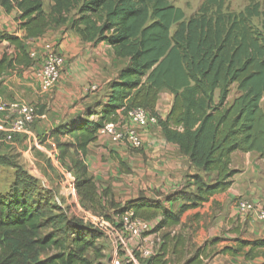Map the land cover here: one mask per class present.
Segmentation results:
<instances>
[{
  "label": "trees",
  "instance_id": "16d2710c",
  "mask_svg": "<svg viewBox=\"0 0 264 264\" xmlns=\"http://www.w3.org/2000/svg\"><path fill=\"white\" fill-rule=\"evenodd\" d=\"M50 2L45 13L41 0H0L6 14L17 12V30L23 32L18 38L0 31V46L7 44L0 53V77L33 66L24 41L42 38L49 28L65 25L82 43H103L116 60L127 61L109 83L103 104L87 107L81 115L55 126L48 136L57 151L56 159L74 176L81 206L94 210L100 193L84 162L87 147L97 140L104 125L119 122L136 108L157 119L165 141L175 145L193 168L213 175L208 184L197 173L189 184L194 190L185 186L160 200L139 196L122 206L111 201L116 217L129 211L138 219L156 220L154 233H162L161 244L140 263L171 264L168 257L181 255L185 244L184 237L173 235L171 229L181 225L185 212L229 189L236 174L230 169L231 155L253 152L264 158V113L260 107L264 94V0L238 14L225 11L226 0H203L188 19L168 0ZM255 18L260 19L259 28L251 24ZM233 84L239 95L226 104ZM162 92L172 96L163 119L156 112ZM43 110L41 105L36 115H42ZM0 164H4L1 159ZM102 191V197L109 199V190ZM172 205H177L175 211ZM104 219L112 222L111 216ZM100 238L97 230L67 217L53 205L50 194L39 192L25 172H18L6 195L0 194V264H103L104 254L97 244ZM216 243L217 239L210 244ZM206 247L198 248L182 264H202ZM218 254L245 261L264 259V238L237 242Z\"/></svg>",
  "mask_w": 264,
  "mask_h": 264
},
{
  "label": "rangeland",
  "instance_id": "374dc122",
  "mask_svg": "<svg viewBox=\"0 0 264 264\" xmlns=\"http://www.w3.org/2000/svg\"><path fill=\"white\" fill-rule=\"evenodd\" d=\"M43 3V10L45 13H48L50 10L51 2L50 0H41ZM170 4H172L174 7L179 8L183 11L185 19L190 18L191 16L195 15L202 4L203 0H168ZM262 0H226L225 2V11L230 12V13H236L238 14L239 12H242L245 7L251 4H256V3H261ZM6 13L3 11V9L0 7V27H4L5 29L13 27V25H7L6 23H11L15 21V17L11 15V19L6 18ZM73 14L70 15V19H72ZM251 24L255 27L259 28L260 25V19H252ZM10 28H9V27ZM17 28V23L16 25ZM65 32L68 31V27L65 25ZM174 31V28L172 29ZM3 32L7 33L6 31L3 30ZM11 35V34H10ZM76 36V35H75ZM78 37V36H77ZM80 40V39H79ZM81 42V40H80ZM78 43V42H75ZM82 43V42H81ZM84 44V43H83ZM101 44V43H100ZM97 45H89L87 44L86 47H84L79 53L73 54V56L70 57V59H65V65H64V74L70 70L69 68L71 66L74 67L72 72L67 73V77L70 79L67 81V84H70L69 86L73 88L76 86L74 89L77 90V93L82 91V88H93L94 91H92L93 94V103L91 106L96 104V108L100 104L104 103V100L106 98L107 94V87L108 84L101 86L99 83H97L96 80V74L100 71L101 72V67H106L110 68V72L116 70V74L119 73V70H121L123 67V63L125 61H119L115 60L114 57L112 56V53L110 49L103 48V49H98ZM105 45V44H104ZM7 47L6 43H3L0 46V53H2ZM10 52V49H8ZM36 54H40L41 49L36 48L34 50ZM63 55V54H62ZM64 58H66L63 55ZM101 59V61H99ZM83 60L89 61V65L82 64L84 63ZM34 63H38V59L34 60ZM98 62H102V66L98 65ZM99 67V68H98ZM89 75V76H88ZM116 77V76H115ZM81 80L79 84H74L73 81L75 80ZM61 80V79H60ZM60 83V82H59ZM101 86V87H100ZM73 89V90H74ZM89 93V92H88ZM238 92L236 90V84H233L229 87V93L226 98V104H230L234 98L238 96ZM218 98V93L216 92L214 95L215 102H217ZM159 102L156 112L159 115H163L164 112L166 111L167 106L172 104V96L167 93V92H162L161 95L159 96ZM45 104V103H44ZM31 105H35L34 103H31ZM160 105V106H159ZM36 106V105H35ZM34 106V107H35ZM41 105L38 104L37 110H39V107ZM44 109L46 105H43ZM260 107L264 113V94L262 96L261 102H260ZM160 109V110H159ZM44 112V110H43ZM36 123V122H35ZM34 128V127H33ZM43 128V127H41ZM150 128V127H147ZM146 128V129H147ZM144 130V129H141ZM138 130L140 140L142 141V138L140 136V131ZM41 133L40 136H36V141L33 142L31 140L29 142V145L26 143V145H22L25 141V139H21V136H16L13 138L11 142H3L2 141V136L0 135V159L3 160L4 164H0V194L1 195H6L12 188L15 180H16V175L18 172H25L27 173L37 184V189L39 192L42 193H49L50 196L52 197V204L60 208V210L63 211L64 214H66L67 217L69 218H76L80 221H82L85 225L92 226L90 224V221H105L107 222L104 217L111 216L115 218V215L111 209V201L114 202L116 205H123L127 201L132 200L134 198H137L139 196L145 197L147 200L154 201V200H160L162 199L165 195L161 193L162 187H160V179H154L148 177L149 180H147L148 185L150 186V183L152 184L153 190H150L149 186L147 184L142 185V177L146 176V167L153 166L155 168L150 169L154 170L156 173H160L156 170L157 168H160V163H147V157L144 155L143 150H139L140 153L135 152L134 155L132 154L131 157L122 162H119L117 165H111L109 168L104 169L105 172H107V181L105 182H98V188H99V193H100V199L98 200V207L97 209H91L88 205L86 207H82V211L77 212L74 210L75 208L72 206L70 203V198H67V193H68V186L69 183L68 181L74 180V176L70 174L65 168L61 166V164L58 162L53 163L50 161L49 155L51 154L50 148L46 145V136L43 135L45 132V129L39 130ZM2 134V132H0ZM104 137V136H102ZM107 138V137H106ZM109 140V138H107ZM110 141V140H109ZM143 142V141H142ZM110 143H113L110 141ZM113 144H118V143H113ZM126 146L125 144H123ZM23 146L26 147L27 151L23 152ZM38 146L42 149V151H39ZM128 146H126L127 148ZM129 149V148H128ZM130 150V149H129ZM134 152V151H132ZM141 153H143L141 155ZM253 153V152H252ZM130 155V153L128 152ZM110 156V158H109ZM107 158L112 161L111 155H107ZM253 159L256 161V165L258 163V160L262 161V166L264 169V158H261L258 154H253ZM69 161V160H68ZM157 161V160H155ZM186 164V162H185ZM188 168V167H187ZM186 168L185 167L182 169V174L183 177L182 179L185 180V183H181L178 188L173 190L172 192L179 191L180 189H183L182 187H186V190L192 191L194 190L193 187H191L189 184H191V178L195 174H200L202 177L203 181L205 183H211L213 180V175H204L203 173L197 171L195 168ZM118 172L121 174V177L117 176ZM162 173V172H161ZM117 174V175H116ZM126 177H125V176ZM255 176V175H254ZM52 178H54L59 184L53 185ZM131 177V179H129ZM156 177V176H155ZM126 178V179H125ZM135 178H140L139 181H136ZM142 181V182H141ZM154 181V182H152ZM248 182L251 183L250 186H253V188H258L259 190H262L264 192V175L262 177H258V179H255V177H252L251 180H247ZM113 183L116 184V186H113ZM242 183L244 185V179L242 180ZM159 185V186H158ZM63 188V195L60 194L62 188ZM106 186L105 189L109 190V199H105L102 197V190L103 187ZM155 186V187H154ZM246 186V185H245ZM61 189V190H60ZM118 189V190H115ZM169 194V193H168ZM154 196V197H153ZM246 195H241V197L234 198L232 201V204L234 205V208L237 205V202L239 201H247V202H256V200H252V198L245 197ZM158 197L157 199H155ZM257 200H260V198H257ZM207 203V202H206ZM204 203L203 205H205ZM263 202H261L262 204ZM202 205V206H203ZM72 206V209L69 207ZM200 206L195 209L188 210L185 212L182 217H181V225L178 227H175L171 229V233L174 234H181L184 239H185V244H184V249L183 253L180 256L175 257H168L172 260L171 264H182L184 263L187 259L191 258L195 251L203 247L205 244L207 245V249L205 251V254L202 256V264L203 261L211 257L212 255H218V252L226 247V246H236L237 242L240 241H254L258 239H263V238H247L244 234L242 233L238 237H233L231 236V228L226 229L227 226L223 224L217 233V236L214 238H210L208 240H205L204 237H202V245L198 247V240L197 237L200 236V232H207V229L209 226H215L219 222H224L225 221V215L226 212L225 210L227 209L226 206L223 205H218L216 206L215 204L209 209V211H205L206 206ZM264 207V203L262 204ZM172 207V208H171ZM170 208L175 211L177 209V205H172ZM86 219V220H84ZM161 234L162 233H155L153 236L150 237V241L152 242L150 247L153 248V251H156L158 249V246L161 244ZM204 234V233H203ZM147 236V235H146ZM204 236V235H203ZM231 237V238H230ZM217 239V246L211 245L210 243ZM205 240V241H204ZM115 242V238L110 236V238H105L102 237L99 239L97 242L98 246H100L102 253L104 254V259L102 260L103 264H108L111 256H112V245ZM221 243H226L224 245H221ZM177 260H180L179 262ZM143 264V263H140Z\"/></svg>",
  "mask_w": 264,
  "mask_h": 264
},
{
  "label": "crops",
  "instance_id": "0c3cea01",
  "mask_svg": "<svg viewBox=\"0 0 264 264\" xmlns=\"http://www.w3.org/2000/svg\"><path fill=\"white\" fill-rule=\"evenodd\" d=\"M16 14L17 12L13 10L10 14H6L5 16L7 19H11V15L15 17ZM6 24L13 25V27L11 28L8 26L11 30H9L8 28L5 29L4 26L0 27V31L4 30L8 32V34L15 35L18 38L23 37V32L17 30L16 26H14L16 25L15 21ZM44 43L54 44L57 47V50L66 57L65 59H70L73 54L79 53L87 45L81 43L79 37L75 36V34L70 32L69 30L65 32L64 26H60L57 28L51 27L42 38L24 41V45L29 53L33 52L34 50H36V48H39ZM97 48L103 49L107 48V46L101 43L97 46ZM99 61H101V59ZM119 61H125L123 65L126 66V60ZM83 62L84 63L82 64L85 65H89L90 63L87 60H83ZM98 65L102 66L103 64L102 62H98ZM69 69L70 70H68V72H72L74 67L71 66ZM67 73L64 74V70H62L60 83H58L53 89L47 92L41 91L38 84L34 82L30 75V69L19 74L15 72L7 73L0 77V103L23 102L27 104L34 103L36 106L38 104L46 105L43 114L36 117V123L34 122V124L31 126L30 132L28 134L19 135L21 136V139H25L22 145H26V143L29 145V142L31 140H33V142L36 141V136L41 135L39 130L45 129V132L43 134L46 136L45 146H48L50 148L51 153L57 152L55 150L53 141L49 139V131L55 126L65 123L72 117L81 115L87 107H90L92 105V97L95 94H93L92 91H90L89 93L86 92V87L82 88L83 90L77 93V90L74 89L76 86L71 88L69 86L70 84H67V81L70 80L66 76ZM116 75V70L110 72L109 67H106V70L105 67H101V72L99 71L96 74L95 81L101 86H104L111 80H113ZM79 81L81 80L77 79L73 81V83L76 85L82 83ZM160 103L161 102H159V104ZM36 106L35 108L37 110ZM169 109L170 104L167 106L166 111L163 115L159 114L160 118L163 119L167 115ZM15 117L16 116L12 113L3 114L0 116V132H2V134L0 133L1 136L4 133V130L8 128L9 125L13 122ZM140 136L143 141L142 150L144 155L147 157L146 161L149 164L148 166H150V161L152 164L153 162L160 163V168L156 167V170L160 173H156L153 166H150V168L146 167L147 175L142 177L143 182L141 181L143 187L145 184L148 185V177H150L151 179L162 178L160 179V187H162L160 188L161 193H163V195H167L168 193H171L173 190L178 188L177 186H179L181 183H185V180L182 179V169L185 167V165L186 168L193 167L190 165L187 158L179 154L178 149L175 145L167 143L165 141L160 129L157 126H152L150 128L141 130ZM40 147L38 146V148L36 149L42 151L43 148L41 147V149ZM22 149L23 152L27 151L26 147L24 146ZM129 149L128 147L126 148V146H124L123 144L110 143V141L106 137H102L100 135H98V138L94 143L90 144L87 147V153L85 155L84 162L87 166L89 177H92L94 179L97 186H99L98 182L107 181V177H105L107 175V172H105L104 169L106 170V168H109L111 165H117L119 162L123 163V161L127 158L129 159L132 154L134 155L135 152H132V149ZM128 152L130 153V155L128 154ZM143 153H141V155ZM253 154L255 153L235 152L231 155L230 169L236 171V174L232 178L231 186L224 193L213 196L205 205H203L206 206L205 211H209V209L214 204L216 206H226L227 209L225 210V221L219 222L215 226H209L207 232L201 231L199 233L200 236L197 237L198 247L202 245V237H204L205 240H208L217 236L218 230L223 224L225 225V227L228 225L226 229L231 228L230 233L233 237H238L245 232V236H247V238H264V221H259L256 217H240L238 215L237 208H234V205L232 204L233 199L241 197V195H246L245 197L252 198V200H256V202H260V200H257V198H260L261 202L264 203V192L262 190H259L258 188H253V186H250L251 183L247 181H250L252 177L258 179V177H262L264 175L262 161L258 160V163L256 165V161L253 159ZM107 155H111L112 161L107 158ZM153 168L154 170L150 171V169ZM117 176L121 177V174L118 172ZM51 179L53 181V185L59 184V182H57L54 178L51 177ZM129 179H131V177H129ZM243 179L244 185L242 183ZM135 180L139 181L140 178H135ZM114 185L116 186L115 183H113V186ZM151 185V183L150 186L148 185L150 187L149 189L153 190ZM102 187L103 189H105L106 186ZM62 192L63 188L60 192L61 195H63ZM157 198L158 197H156L155 199ZM224 244L226 243H221V245ZM203 264H264V259L262 257H258L251 261H245L242 257H231L228 255L218 254L212 255L211 257L203 261Z\"/></svg>",
  "mask_w": 264,
  "mask_h": 264
},
{
  "label": "built area",
  "instance_id": "2783aa9c",
  "mask_svg": "<svg viewBox=\"0 0 264 264\" xmlns=\"http://www.w3.org/2000/svg\"><path fill=\"white\" fill-rule=\"evenodd\" d=\"M40 54L30 52L34 61L30 68V75L41 91L53 89L61 79L65 58L51 43H44L40 47ZM35 62V61H34ZM94 91V87L86 92ZM14 114L16 117L8 128L4 130L3 142H11L14 137L28 134L36 120V108L23 102L0 103V116ZM157 119L145 110L136 108L127 112L119 122L104 125L98 135L109 138L113 143L125 144L132 150H140L142 141L138 130L157 126ZM57 152L51 153L50 161L57 162ZM67 198L77 212L82 211V206L75 191L74 180L68 181ZM72 206H69L72 209ZM238 215L243 218L256 217L264 221V207L260 202L239 201L236 205ZM86 220V219H84ZM91 227L97 230L102 237L115 238L112 245V256L108 264H140V260H147L155 254L150 237L153 236L156 226L155 221H144L136 218L132 212H125L119 217H112V222L90 221ZM147 235V236H146Z\"/></svg>",
  "mask_w": 264,
  "mask_h": 264
}]
</instances>
